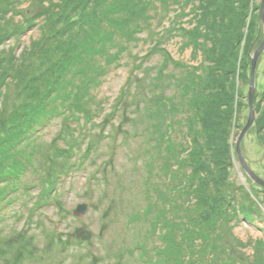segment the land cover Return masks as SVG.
<instances>
[{
    "label": "trees",
    "instance_id": "obj_1",
    "mask_svg": "<svg viewBox=\"0 0 264 264\" xmlns=\"http://www.w3.org/2000/svg\"><path fill=\"white\" fill-rule=\"evenodd\" d=\"M261 1L43 0L42 4H49L34 20L44 18L49 22L57 17L60 30L34 42L21 58L10 54L0 62L3 108L10 85L23 98L0 131V225L6 221L11 189L17 193L21 185L25 187L23 178L29 172L50 168L51 174L40 181L42 190L32 198L35 200L26 226L7 235L0 228V261L33 264L43 260L35 252V247L41 249L31 233L34 227H41L34 224L35 213L49 205L48 200L55 203L52 191L62 174L73 171L77 161L79 166L84 165L98 150L101 138L117 141L119 135L114 129L108 136L92 140L78 155L84 142L82 133L91 137L92 130L101 126L96 120L99 109H94L96 98L91 89L107 72V66L118 62L129 50V43L138 40L140 31H146L153 17H162L171 24L163 37L166 32L181 37L182 50L192 49L191 64L174 61L164 44L155 43L151 54L160 53L162 64L155 68H146L143 62L134 66L113 106L112 114L127 112L132 87L136 90L137 85L138 95L143 92L151 99L150 105L141 109L148 124L139 153L145 162L143 206L128 204L131 189L120 183L128 195L114 198L113 206L120 207L125 216L132 242L94 257L93 264L97 259L104 264H264V241L254 244L253 259L247 258L248 262L236 256V245L244 246L241 241L233 247L224 245L230 236L234 237L235 222L263 218L254 190L248 191L234 177L239 157L231 144L233 128L249 109L245 89L251 83L252 53L261 43ZM153 10L155 15H151ZM188 18L185 23L183 19ZM29 23L20 32L32 26ZM6 39H0V46ZM52 53L56 60H50L51 66L44 69ZM30 59L40 65L33 68V74L26 75L23 67ZM167 64L173 67L168 74L164 69ZM143 68L156 74L151 93L142 90L141 84L135 85V73ZM164 89L174 92L169 95ZM255 110L258 118L253 129L264 146V86L261 91L257 87ZM56 120L66 131L55 139L56 147L48 155V162L40 132ZM78 129L80 137L75 135ZM177 134L181 138L175 139ZM59 141L67 147H60ZM77 155L78 160L70 165ZM104 215L110 217V210ZM48 237L51 246L74 251L92 245L95 235L89 234L84 240L78 239L74 230L68 234L51 230L45 235Z\"/></svg>",
    "mask_w": 264,
    "mask_h": 264
},
{
    "label": "rangeland",
    "instance_id": "obj_2",
    "mask_svg": "<svg viewBox=\"0 0 264 264\" xmlns=\"http://www.w3.org/2000/svg\"><path fill=\"white\" fill-rule=\"evenodd\" d=\"M42 1L0 0V39L7 38L5 44L0 46V62H2L3 58H9L10 54L21 58L22 55L24 56L32 48L34 42L41 40L46 34L51 36L60 30L62 25L57 23V17L50 19L49 22H47V19L44 20V18L34 20L37 14L43 10L44 6L49 4V2L42 4ZM156 4L159 5L158 2ZM190 9H187L186 12L188 13ZM151 15H155L154 10L151 12ZM173 17V15L170 16V18ZM190 19H183V21L186 23ZM29 22L33 23L31 24L32 26L28 27L26 31L20 32L22 26H29ZM144 26L146 28L145 24ZM259 26L262 43L264 39V26L260 19ZM169 27H171V24L168 18L163 20L162 17H153L146 31H140L137 36L138 40L129 43V50L122 54L118 62L107 66V72L102 76L100 82L92 87L91 92L96 98L94 109H99L96 120L101 126L92 130L91 137L86 132H84L86 134L82 133L81 135L80 129L76 130L75 135L79 137L81 135V139L84 140V142H81V151H78V155L86 151L92 140H98L104 134L108 136V134L114 132V129H117L119 135L117 141H113L110 137L101 138L98 150L93 152L91 158L86 160L84 165L79 166L77 161L78 155L77 157H73L72 161L69 162L71 165L77 161V167L68 174L60 176L55 187L56 189L52 191L55 203L52 200H48L49 205L46 204L45 208L35 213L34 224L41 227H34L31 233L37 237L35 244L41 249L37 250L35 247V252L43 260H37L33 264H93L92 260H94V257L104 256L107 250L111 251L115 246H122L123 244L132 242L131 236L128 235L130 229L126 226V218L121 213L120 207L117 206L115 208L113 206V200L123 197V193L127 197V192L120 188V183H122L131 189V195L129 194L131 200H129L128 204L137 202L140 208L143 206L141 193L145 162L139 153L141 152V148L144 147V128L148 124L144 118L145 115L141 114V109L143 107L145 109L146 105L149 106L151 99H147L143 92L142 95H138L137 84H141V89L145 92L151 93L150 89L154 83L155 72L151 71L150 73V69L144 72V68L143 71L137 70L135 73L137 76L135 85L137 86L136 90L135 87H132L133 98L131 97L132 100L129 98L127 102V112L122 110L124 108L122 107V112L116 111V114H112L113 106L123 86L129 79L134 66L139 65L141 62L145 63L144 66L146 68H155V66L162 64L163 56L160 53L151 54L155 43L160 42L164 44V48L174 61H183L184 63L191 64L192 49L182 50L184 40L181 37L170 36V34H167L168 32L163 37L165 34L163 32ZM260 44H258V47ZM256 50H254L252 55ZM49 55L50 57L45 60L44 69H48L51 66L50 60L53 62L56 60L54 53ZM169 64L164 68L166 69V74L173 70L172 65ZM39 65V61L30 59L23 67L25 74H33V68H37ZM104 65H106L105 62ZM256 78L258 90L261 91L264 86V53L258 63ZM249 89V86L245 89L247 97ZM166 90L164 89L163 92H167ZM173 92L171 90L167 93L170 95ZM149 97H151V94H149ZM3 100V98L0 100V111H3V113L0 112V131L4 128V120L13 112L15 105L23 102V98L12 84L7 92V104L4 108L2 106ZM111 115L113 116L112 118L110 117ZM248 120L249 109H246L241 115L238 127H234L232 130L231 144L235 145V147L240 134L247 126ZM253 127L244 138L242 152L248 166L257 176L264 180V146ZM65 128L62 129L61 121L56 120L50 127L40 132L43 142L42 151L47 155L46 159L48 162V155L56 147L54 146L55 139L66 131ZM84 135L87 137H83ZM177 137L181 138L178 134L175 136V139ZM58 143L60 147H67L63 141H59ZM50 172V168L29 172L23 178V185L25 187L21 185V189L17 193H12L13 190L11 189V192L7 196L11 201L8 205L9 210L6 213V221L0 225L1 229L7 231H4L5 235L12 230L20 232L26 226L29 208L35 200L32 198L37 196L42 190L40 181L44 177L48 179L51 174ZM234 177L248 191L254 190L255 196L253 197L263 212V218L257 219L254 222L245 220L235 222L233 229L234 237L229 235L230 237L224 243L225 246L229 245L233 247V245L241 241L244 246L236 245L238 246L236 256L248 262L247 258L253 259L254 244L257 241H264V188L254 183L247 176L240 160L236 161ZM84 204L87 206L86 212L76 216L74 211L78 206ZM131 205L136 204L132 203ZM112 206L115 208L113 211ZM62 209H64V212H61ZM108 210H110V217L106 219L104 213ZM22 215L25 218L22 217L20 219L19 217ZM51 230L62 234H68L74 230L77 238H84V240L89 234H94L95 237L92 238V245H86V247L84 246L74 251H65L64 249L51 246L52 240L49 237L45 238L46 233ZM0 234L2 235L3 232L0 231ZM89 251H92L97 256L90 255ZM232 252L233 248L230 249V254ZM99 261V259L95 260L94 264H104ZM0 264H7V262L0 261Z\"/></svg>",
    "mask_w": 264,
    "mask_h": 264
},
{
    "label": "water",
    "instance_id": "obj_3",
    "mask_svg": "<svg viewBox=\"0 0 264 264\" xmlns=\"http://www.w3.org/2000/svg\"><path fill=\"white\" fill-rule=\"evenodd\" d=\"M260 21L263 23V26H264V0H262ZM263 53H264V39H263L262 43L260 44V46L258 47V49L256 50V52L251 57V85H250L249 94H248L249 120H248L247 126L242 131V133L240 134V137H239L237 145H236L237 155L239 157V160H240L242 167H243L244 171L246 172L247 176L254 183L261 186L262 188H264V180H262L259 176H257L252 171V169L248 166V164L244 158L243 152H242V145H243V141H244L246 134L254 126L255 121H256V117H257L256 110H255V97H256V92H257L256 74H257V70H258V63H259V60H260L261 56L263 55ZM86 210H87V206L85 204L80 205L74 211V214L76 216H79V215L83 214L84 212H86Z\"/></svg>",
    "mask_w": 264,
    "mask_h": 264
}]
</instances>
